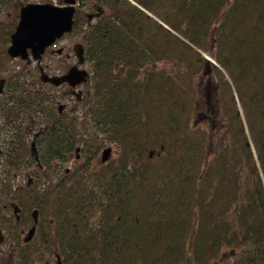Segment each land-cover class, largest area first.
Masks as SVG:
<instances>
[{
  "label": "trees",
  "instance_id": "obj_1",
  "mask_svg": "<svg viewBox=\"0 0 264 264\" xmlns=\"http://www.w3.org/2000/svg\"><path fill=\"white\" fill-rule=\"evenodd\" d=\"M99 1L108 18L84 38L91 128L59 115L35 74V89L18 75L0 98L14 125L35 110L36 129L50 98L38 183L17 194L22 212L42 211L45 249L62 264H264V0ZM5 23L0 71L16 28ZM160 61L176 65L151 66ZM208 71L219 79L214 131L195 119V80ZM22 129L17 163L32 157ZM112 143L118 159L57 171L78 144Z\"/></svg>",
  "mask_w": 264,
  "mask_h": 264
},
{
  "label": "flooded vegetation",
  "instance_id": "obj_2",
  "mask_svg": "<svg viewBox=\"0 0 264 264\" xmlns=\"http://www.w3.org/2000/svg\"><path fill=\"white\" fill-rule=\"evenodd\" d=\"M66 4H67L66 0H63L61 2V4L57 5V6H65ZM75 6H76V12L74 15L75 26L73 28H74V30L76 28L80 29V31H81L80 33L82 34L83 38H82V42H78V43H82L84 48H85L84 38L86 35V29L88 27L94 25V24H99L101 22H104L105 19L108 18L107 15H109V7L106 6L105 3L100 2L99 0H76ZM89 15H90V17H89ZM76 20L78 21V24H76ZM56 44H57V42L52 47H50L49 49H51L52 52L54 51L57 54H62L64 52L63 48L52 49L54 46H56ZM59 49L62 50L61 53L57 52ZM85 52H86V48H85ZM43 57H44V55H43ZM14 59L23 60V61H25L31 65L36 64L40 68L42 67L41 65L43 62V58L40 62H37L31 56L28 59H23L20 57L14 58ZM77 63H78V61H77ZM76 64H74L72 66H75ZM88 65H89V63H87V61H86L85 64L80 66V67L82 69H86L89 72V69L87 68ZM41 72H45V71L42 69ZM89 75H90V72H89ZM89 78H90V76H89ZM15 80H17V78H15ZM26 83H27V87H26L27 89H30V90L35 89V86H36L35 81H30V82H26ZM41 83L47 85L46 86L47 91L50 92V89H52L54 91L55 98L57 96V93L60 92V90H62V88L66 89V91L64 90L65 93L62 96V98H67L66 96H68V94H70L71 97L75 98V100L77 101V105L80 103H83V102L86 103V98L91 94V89H92V84L89 81V79L87 82H84L80 85H77L76 87L71 86L69 83H63L60 86H55L49 82H44L43 80ZM6 85H7V79L6 78L1 79L0 80V98L2 96L5 97V95L11 91L10 85L8 87L9 89L5 91ZM40 86H41V84L39 83V87ZM23 96H25V94ZM49 100H50V98H48V100H47V110H46L47 112L44 115L43 126L41 124L42 123L41 122V120H42L41 114L42 113H40L39 114L40 121H39V124L37 125L38 128L36 129V124H35V112L36 111L35 110L34 111L33 110H31V111H29V110L25 111L24 110L23 114H21V115H16V113H15V117H14L15 118V125L13 124L12 120H8V119L5 120V116H4L5 124L1 123V125H0V134H3V133L7 134V138L4 135H0V247L7 245L8 248L11 250L10 256H13V258L15 257L14 256L15 250H17L16 247L14 246L15 245V239L17 240V239H19V237H22L23 242L26 244H29V243L33 242L34 240H36L38 238L40 232H41V228H42L41 223L43 220L42 214H41L42 211L40 210V208L33 207L32 209H30V211L28 210L27 212H22V208H21L20 204L17 202V194H18V190L20 189V185L18 183L15 186V174H16V172H15V148L18 144L17 142H19V134L17 132H18L19 127L23 128L22 129L23 130V132H22L23 137H21V138H23L24 144L29 147L30 155L32 156L31 158L33 159V162L35 164L40 163L41 154H42L40 148H42V146L45 145L46 142H48V138H49V135H48L49 128H50V114L48 111V110H50V101ZM15 102H17V95L16 94H15ZM56 103H57L56 104L57 105L56 110H57V113L59 115L64 116L63 118L65 120H66V117H67V119L72 118V115L74 114V110L72 112H68L66 110L68 108V104L63 103V101L57 100V99H56ZM61 105L63 106V109H60ZM88 111H89L88 109L83 108L77 113L81 112V114L87 115ZM0 116H2V115H0ZM0 119H2V118L0 117ZM42 127L44 128L43 132H45L44 137H41L40 129ZM14 128H15V131L13 130ZM25 132H27V133L24 134ZM46 133H47V135H46ZM108 145H115V144L112 143V144H108ZM109 147H111L110 149H111V154H112L113 153V149H112L113 147L112 146H109ZM101 150L98 148H95V147H92L89 149L83 148L82 144H78L76 146L75 150L67 153V161L61 163L59 165L57 171L60 170L59 172H61L62 169L64 168V166L68 165L69 160L72 159V156L74 154H75V158H76L75 159L76 163L74 165L76 167L77 161L82 160L81 158L83 156H85L86 159L91 157V156L94 159H97ZM102 152H101V156H102ZM111 157H112V155H111ZM31 158H30V156L27 157L25 159V162L27 164L30 163ZM94 159H92V161ZM102 163H104V162H102ZM80 165L82 166V164H80ZM71 170L72 169H70V168L65 169L64 174H66V175L69 174L71 172ZM35 178H36L35 173L29 174L28 183L30 185L37 184L38 181H36ZM48 179H49L48 181L50 182V177ZM47 182H43V183H47ZM35 210H38V212H39L37 224H35L34 216L32 214ZM34 225H36V230H35L34 236L30 241L26 242L25 238L28 236L29 231L31 230V228ZM15 226L22 227V228H20V232H17L16 236H15ZM17 248H18V246H17ZM57 260H58L57 264H59L60 259L57 258Z\"/></svg>",
  "mask_w": 264,
  "mask_h": 264
},
{
  "label": "rangeland",
  "instance_id": "obj_3",
  "mask_svg": "<svg viewBox=\"0 0 264 264\" xmlns=\"http://www.w3.org/2000/svg\"><path fill=\"white\" fill-rule=\"evenodd\" d=\"M0 0V21L6 22L5 24H16L19 21V14H20V7L28 4L31 2L36 3H51L54 5H60L63 0ZM19 3H17V2ZM16 29V28H15ZM80 29L76 28L72 33L66 34L63 36L62 39H59L57 41L56 46H54L52 49H58L63 48L64 52L62 54H57L54 51L52 52L51 49H48L43 57L42 62V69L45 71V74H48L50 76H57L62 75L66 73L69 68L77 63V57L74 51V47L78 42H82V34L80 33ZM10 43L8 44L9 47ZM7 47V48H8ZM211 57V56H210ZM214 60V59H213ZM215 61V60H214ZM216 67L219 66L218 63L215 61H211ZM176 63L172 61H160L155 62L151 64L152 67L155 69H167L171 70L174 68ZM40 67H38L36 64L31 65L27 62L20 60V59H14L10 58V60L6 61V67L0 71V80L6 78L7 79V85L5 88V91L9 88V81L14 82L15 76L18 75L19 77H22V80L25 82L34 81L36 76L39 78V81H42V72ZM89 69V72L91 71L90 64L87 67ZM41 72V73H40ZM216 71H208L207 74H201L196 77V84L198 86V106L196 109L195 119H197V123H200L204 125V127L208 128L211 131L216 130L217 127L220 126V120L216 117L215 113L216 109L219 107L218 102V77L215 73ZM16 74V75H15ZM21 79V78H20ZM11 86V85H10ZM66 89L62 88L60 92L57 93L56 99L63 101V103L68 104V108L66 109L68 112H72L74 110V114L72 117H80V124L78 125L81 130H86L88 128H91L92 124L90 122V119L87 115H83L79 112L81 109L86 108L88 109L89 106H87V103H80L77 105V101L75 98L71 97L70 94L66 96L67 98H62L64 95ZM88 102V101H87ZM84 105V106H83ZM89 110V109H88ZM2 119H0V125L1 123L5 124L4 116H0ZM84 118V119H83ZM88 118V119H87ZM86 123H82V122ZM25 132L24 134H26ZM0 135H4L7 138V134L3 133ZM3 136V137H4ZM27 138V137H26ZM28 139V138H27ZM108 146V147H107ZM109 146H112L113 153L110 155V159H118L120 156V153H118V148L115 145H104L101 147V151L99 153V156L97 159H94L92 161V168H97L100 165H102V157L101 152L106 148H111ZM41 152H42V148ZM83 156L81 159L77 161V166L80 164H85L86 157ZM75 154L72 156V159L69 160L68 165L64 166L60 174L65 173V169H73L75 167ZM109 159V160H110ZM25 162L17 163L15 162V186L18 183L20 187L23 188L27 186L28 183V176L29 174L35 173L36 175L38 173L33 172L36 171V164L33 162V159H30V163L27 165L24 164ZM57 166V165H56ZM55 166V167H56ZM36 179V178H35ZM37 180V179H36ZM49 179H47L45 182H47ZM20 228L15 226V236L17 232H20ZM43 238L42 235L39 234L38 238L31 242L30 245H25L26 243L23 242V238L19 237V239H15V247L17 250H15V257L10 256L11 250L8 248V246H2L0 247V264H57L58 260L56 259V251L54 249V252H49L45 249V246L43 245ZM18 246V248H17Z\"/></svg>",
  "mask_w": 264,
  "mask_h": 264
},
{
  "label": "water",
  "instance_id": "obj_4",
  "mask_svg": "<svg viewBox=\"0 0 264 264\" xmlns=\"http://www.w3.org/2000/svg\"><path fill=\"white\" fill-rule=\"evenodd\" d=\"M66 3L65 6H57L51 3L30 1V3L21 6L19 21L11 35V43L7 51L9 56L23 59H28L31 56L35 61L40 62L47 49L66 34L72 33L75 26L76 0H66ZM74 51L78 61L75 66H72L67 73L55 77L42 72V80L55 86L69 83L74 87L87 82L90 76L89 72L80 67L86 62L83 44L77 43ZM57 52L61 53L62 50L59 49ZM206 57L215 62L210 56L206 55ZM60 109H63L62 105ZM110 155L111 149H104L101 156L102 162H107L110 159ZM38 213V210L32 213L35 224L38 223ZM35 230L36 225L29 231L28 236L25 238L26 242L33 238ZM59 264H62L61 260Z\"/></svg>",
  "mask_w": 264,
  "mask_h": 264
}]
</instances>
